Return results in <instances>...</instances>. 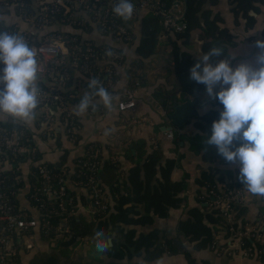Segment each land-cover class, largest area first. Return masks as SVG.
Instances as JSON below:
<instances>
[{
    "label": "crops",
    "instance_id": "obj_1",
    "mask_svg": "<svg viewBox=\"0 0 264 264\" xmlns=\"http://www.w3.org/2000/svg\"><path fill=\"white\" fill-rule=\"evenodd\" d=\"M180 3L181 18L183 1L180 0ZM201 8L209 10L211 16L217 15L221 21L218 23V28H226L231 35V41L225 44V48L226 58L232 59V66L242 62L254 64V58L258 52L254 43L257 40L264 41V34L261 32L264 28V6H258L257 14L252 11L253 15L250 16L254 18V24L248 28H244L243 18L239 16L234 18L230 10V0H206ZM145 11L139 10L130 20L122 19V24L131 34V40L128 42L100 33L82 6L74 11L76 19L81 20L80 25L73 26L53 21L42 29L31 31L36 35H39L38 33L44 29L68 33L74 35L82 45L90 43L94 46H106L116 51L119 54V60L112 63L111 83L107 90L115 98L113 108L111 110L105 108L97 97L94 98L95 110L90 107L87 112L81 115L76 114V106L82 96L88 92L91 78L84 75L78 68L69 67L68 78L59 91L60 95L69 102L74 112L75 128L72 130V137L67 132V123L53 104L38 106L36 118L28 122L13 120L0 113V125L16 129L20 127L28 144L33 148L32 155L21 157L19 162L10 163L6 160L2 165V168L6 170L14 165V170L17 173L16 181L17 184H20L16 196L18 205L29 209L26 192L29 188L31 166L38 163L48 164L59 169L65 176L67 193L72 198L75 207L72 214L74 221L88 220L93 206L86 187L80 183L76 184V178L79 175L77 160L83 158L88 151L94 150L98 155L99 164L107 161L116 162L119 190L123 192L128 186L126 181L128 168L136 162L141 164L143 158L154 151L159 157L157 166L163 165L167 160L172 161L169 180L182 181L183 189L178 194L181 197V202L179 206L169 208L164 218L152 215L151 223L131 225L128 228L133 229L134 237L150 230H156L157 239L154 244L160 247L165 246L161 256L143 260V249H140L136 255L134 247L127 245L123 250L125 255L117 259L112 255L110 248L106 253H97L94 235L85 234L74 241L73 258L84 264H185L183 252H187L195 262L264 264V252L243 255L238 248H227V241L230 237L226 235L223 228L218 227L219 230L215 234L211 248L203 249H193L192 243L176 233L177 222L186 218L189 208L206 204L205 201L199 203L205 192V187L198 183L200 173L207 170L214 172L215 177L222 180V182L215 181L213 184L221 193L225 183L231 180L235 181L238 166L227 163L224 159L206 160L203 158L206 151L215 154L217 150L204 143L206 135L194 124L209 109L215 110L217 118H219L222 108L215 99H210L206 95L204 85L190 93L181 89L174 75L171 44L166 35L159 33L153 53L138 62L134 50L139 37V17ZM7 18L10 22H15L18 29H24V26L27 25L23 24L17 16H13L12 12L11 16ZM199 27L201 26L199 25ZM199 27L189 30L185 38L171 35L173 38L171 40H175L177 46L178 58L181 53H185L189 58L195 60L202 56L201 44L204 36L203 30ZM100 66L101 63L98 67ZM189 70L190 68L185 71L189 73ZM43 79L44 84H53L48 77L44 76L42 81ZM126 90L132 91L135 106L131 110L121 111L116 104ZM195 97L197 102L194 104V115L181 127L174 126L167 118V114L172 111V102L181 103ZM167 131H171V138L165 136ZM156 176H158L157 173ZM241 186L244 196L240 204L244 205V209L239 217L242 223L239 224L242 228H254L264 217V197L249 193L242 183ZM208 193L211 191L209 190ZM104 194L108 200L111 199L106 189ZM138 211L139 214L145 213L141 208ZM236 228H238V224ZM173 240H177L181 246L180 251L174 246ZM34 243L29 252L21 253V264L22 261L27 264L29 258L35 253L48 251V243L43 237L35 235ZM168 243L171 246H168Z\"/></svg>",
    "mask_w": 264,
    "mask_h": 264
},
{
    "label": "built area",
    "instance_id": "obj_2",
    "mask_svg": "<svg viewBox=\"0 0 264 264\" xmlns=\"http://www.w3.org/2000/svg\"><path fill=\"white\" fill-rule=\"evenodd\" d=\"M29 5L25 0H0V11L4 12L3 19L6 27L0 32L6 31L23 36L30 47L37 52V58L42 69L37 80V86L41 89L39 106L53 104L65 122L67 132L73 136L75 128L73 109L68 101L60 95V88L65 85L67 72L70 66L78 68L84 75L91 79H98L102 86L108 90L111 83L112 63L119 60V54L106 46H94L90 43L82 45L74 35L59 31L46 32L40 40L34 42L32 30L42 29L48 23L55 21V15L60 14V20L69 25H80L81 20L76 19L75 9H82L100 33L111 35L123 42L131 40V34L122 24L114 21L116 17L113 7L118 0H30ZM134 4L133 15L139 10H147L159 18L161 35L167 33L182 32L185 24L180 20V0H173L168 7H163L159 0H132ZM30 7V8H29ZM28 11L32 13L26 14ZM20 16V21L27 24L23 29H18L15 22H10L7 17ZM116 19V18H115ZM34 42V43H33ZM106 51L114 53L106 56ZM65 54V55H64ZM101 63V66L98 65ZM47 75L53 83L51 85L39 84ZM91 89L88 93H91ZM117 108L121 111L131 110L135 106L132 91L126 90L117 100ZM167 138L172 137L171 131L165 133ZM33 148L28 144L21 130L14 127L0 125V264H21V253L28 249L25 238L39 235L46 242L59 237L62 239L68 233V221L66 216H58L57 224L52 228L50 217L62 214L64 208L72 203L65 186V177L54 175L46 164H35L36 179L28 186L26 200L29 209L18 205L16 196L19 190L17 181L7 184L4 177L3 163L8 158H21L32 155ZM91 160L78 159V177L85 176L83 185L89 190L90 202L93 207L104 210L106 205L102 201L97 179L93 176L96 170V153L90 150L85 155ZM88 175H84L86 173ZM81 184L76 180V184ZM82 185V184H81ZM220 194L215 195L213 204L222 212L227 220L230 218L232 206L243 201V189L241 185L234 188H222ZM69 210L68 214H73ZM227 248H238L243 255L263 253L264 248H255L253 243L242 247V239H254L264 244V219H260L254 228L231 229ZM21 237L22 241H21ZM214 243V242H213ZM212 243V245H213ZM25 247V248H24Z\"/></svg>",
    "mask_w": 264,
    "mask_h": 264
},
{
    "label": "trees",
    "instance_id": "obj_3",
    "mask_svg": "<svg viewBox=\"0 0 264 264\" xmlns=\"http://www.w3.org/2000/svg\"><path fill=\"white\" fill-rule=\"evenodd\" d=\"M25 1L31 5L30 0ZM159 1L162 6L166 8L173 0ZM205 1L206 0H186L185 10L180 18V20L185 24V30L182 32H170L166 34V37L171 44L175 78L177 79L181 89L187 93H190L193 90H198L203 85L191 81L189 79V73L185 71L186 69L191 68L197 60L189 58L185 53H181L178 58L177 46L175 40H171L173 39L171 38V35L173 37L185 38L189 30L194 27H199L200 25L201 27L199 28L203 30L204 36L201 44L202 55L211 47H221L224 51V56L227 57L225 44H228L231 41V35L228 30L226 28H218V23L221 22L220 18H218L215 14L211 16L209 10L201 8V5ZM230 3V10L233 13L234 18L236 19L237 16L243 18L244 28L251 27L254 24V18L250 16L248 12L253 11L257 14L258 6H264V0H230ZM2 13L4 12L0 11L1 17L3 15ZM30 13L32 12L27 10L26 14L30 15ZM1 17L0 29L8 28L5 25L7 23H5V20ZM60 17V14H56L55 21L66 24L60 20ZM17 18L20 20L21 17L17 16ZM115 18L114 21L116 23L121 21V19L117 16ZM200 22L202 25L199 24ZM51 23H48L47 25ZM52 31L56 30L47 31L44 29L38 33L39 35L34 33V42L37 41L36 39L40 40L46 32ZM159 31V18L146 10L139 17V37L134 50L138 57V62H141L153 53ZM261 32L264 34V28ZM212 62L215 63V58ZM45 78H47V75H45ZM39 84L43 85V82L39 81ZM215 101L219 104L217 100ZM219 106L222 108V105L219 104ZM215 120H218L217 112L209 109L198 118V121L195 122L194 125L207 136L210 134L211 124ZM19 128L17 129L21 130V128ZM236 143L237 146H239V142ZM158 158V155L152 151L143 158L141 164L136 162L133 166L128 168L126 174L128 186L123 190V192H121L119 190V183L117 180L116 162L107 161L99 164V158L96 154V158L94 159L96 162V170L93 173V176L97 179L102 201L106 205L105 209L101 210L98 207H92V213L88 220H79L78 222H75L73 215L68 214L69 210L75 209L72 201L70 205L65 206L62 214L50 217L51 227L53 228L58 222V216H66L68 221V233L61 240H59L55 250L35 253L29 258L27 264H84L73 258L72 246L75 243L74 241L76 238L85 234L94 235L97 230H103L106 235L111 237L110 250L112 251V255L117 259H120L125 255L123 250H125L127 245L134 247L136 255L140 249H143V260H151L153 258L160 257L164 252L163 247L165 246L160 247L154 244L157 239L156 230H150L144 234H138L137 237H134L133 229L128 228L131 225L136 226L151 223L152 215L164 218L167 215L169 208H175L179 206L181 202V197L178 194L183 189L182 181L169 180V172L172 167V161L167 160L163 163V165L159 164L157 166ZM203 158H206V160L214 158L223 160L220 155L217 153L212 154L210 151H206ZM19 159L20 158L14 157L8 158V162H19ZM82 159L91 160V158L87 156H84ZM47 166L57 177H65L59 169L48 164ZM30 171L29 186H31L36 179L35 165L31 166ZM156 173L158 176H156ZM16 175L17 173L14 170V165H12V168L10 169H5L4 177L7 184L14 183L16 181ZM84 175H88L87 172L84 173ZM215 175L216 174L214 172L209 170L200 173L198 183L205 187V192L203 193L201 200H199V203L205 201L206 204L189 208L186 218L179 220L176 224V233L181 235L189 243H192L193 249L211 248L212 243L214 242L215 234L219 230L218 227L223 228L226 235L229 237L232 233L230 228L235 229L237 224L239 228H242L239 224L242 223V220H239V217L244 209L243 204L239 203L232 206L231 215L228 220L222 216V212L218 208L214 207V200L211 198L215 199V195L220 194V191L215 188L213 184L215 181L222 182V180L219 179V177H215ZM237 176L238 174L234 178V182L231 180L230 182L225 183L223 187L234 188V186L236 187L241 185ZM84 178L85 176L81 175L79 177L77 176L76 180H79L83 185L85 182ZM19 185L20 184L18 183L17 186ZM105 189L110 195V200H108L104 194ZM209 190L211 193H208ZM87 191L89 192V190ZM139 208L147 214H139ZM262 219H264V217ZM242 242V247L249 246L253 243L255 248H264V244H260L254 239L245 238L242 239ZM168 246H171L170 243H168ZM183 255L186 261L185 264H208L206 261L195 262L192 258H190L187 252H183ZM22 264H24V261H22Z\"/></svg>",
    "mask_w": 264,
    "mask_h": 264
},
{
    "label": "clouds",
    "instance_id": "obj_4",
    "mask_svg": "<svg viewBox=\"0 0 264 264\" xmlns=\"http://www.w3.org/2000/svg\"><path fill=\"white\" fill-rule=\"evenodd\" d=\"M133 12L132 0H118L113 7L114 15L125 21ZM254 47L258 49L254 64L236 66L221 47H211L190 68L189 79L203 84L206 95L222 105L204 143L215 147L227 163L238 166L237 179L249 193L264 197V41H255ZM105 55L114 53L106 51ZM41 71L37 52L23 36L0 32V113L25 122L36 118L41 93L36 82ZM88 87L92 91L80 99L77 115L90 107L95 110L97 97L105 108H113L115 98L98 79H91ZM93 239L97 253L111 247V237L103 230H97Z\"/></svg>",
    "mask_w": 264,
    "mask_h": 264
},
{
    "label": "water",
    "instance_id": "obj_5",
    "mask_svg": "<svg viewBox=\"0 0 264 264\" xmlns=\"http://www.w3.org/2000/svg\"><path fill=\"white\" fill-rule=\"evenodd\" d=\"M183 1V11L185 10V1ZM249 15H253L252 11L248 12ZM197 102V98L191 100H185L181 103L172 102L171 107L172 111L167 114V118L171 121V123L176 127H181L190 117H192L195 113L194 104ZM174 246L180 251L181 246L177 242V240H173Z\"/></svg>",
    "mask_w": 264,
    "mask_h": 264
},
{
    "label": "rangeland",
    "instance_id": "obj_6",
    "mask_svg": "<svg viewBox=\"0 0 264 264\" xmlns=\"http://www.w3.org/2000/svg\"><path fill=\"white\" fill-rule=\"evenodd\" d=\"M22 238L23 237H21V241H22ZM25 241H26V244H28V245H30L29 247H28V249L26 248V252H29V250L34 246V237H29V238H25L24 239ZM59 240H61L59 237H56L55 239H53V240H51V241H49L48 242V246H47V248H48V251H53V250H55L56 248H57V245H58V242H59ZM25 248V247H24Z\"/></svg>",
    "mask_w": 264,
    "mask_h": 264
}]
</instances>
